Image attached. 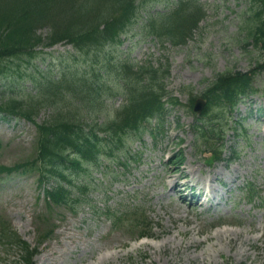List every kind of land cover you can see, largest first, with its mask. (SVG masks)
Segmentation results:
<instances>
[{
  "label": "rangeland",
  "instance_id": "rangeland-1",
  "mask_svg": "<svg viewBox=\"0 0 264 264\" xmlns=\"http://www.w3.org/2000/svg\"><path fill=\"white\" fill-rule=\"evenodd\" d=\"M174 1L179 0H158L147 11L164 10ZM198 2L206 16L187 45L163 47L135 25L121 46L104 49L113 61L130 60L136 64L168 59L169 89L184 107L171 111L165 127L157 126L164 135L144 133L140 139L125 141L123 148H130L132 156L126 169L112 160L120 150L111 158L107 155L100 167H86L88 205L49 206L33 171L0 180V218L10 221L33 247L41 245L34 264H264V204L250 203L242 191L251 182L264 196V73L255 80L261 93L242 101L233 115L230 124L237 122L240 135L230 131L226 137L224 162L206 164L204 151H198L191 129L196 115L188 107L189 99L204 93L217 74L227 70L248 72L261 60L262 53L252 43L247 44L241 28L252 0ZM85 57L69 44L60 43L41 50L34 62L16 58L4 61L0 101L6 95L33 88L27 78H20L21 74L57 76L80 70ZM85 71L90 74L91 68ZM101 80L107 84L116 82L112 72ZM115 92L105 103L110 114L123 104V96ZM50 114L49 109H44L37 121L48 120ZM110 114L104 111L99 124ZM91 123L92 120L86 122ZM37 138L34 124L22 119H0V165L34 162ZM174 153L184 158L178 171L168 163ZM167 172L177 177L182 189L187 184L186 189L174 190V179L164 176ZM66 185L74 198L73 185ZM139 202L159 223L155 238L136 239L139 232L127 220L120 230L113 229L111 221L92 208L105 212V207L120 210ZM48 232H54L53 236ZM1 254L6 256H0V264L21 262L20 252L13 247L3 249Z\"/></svg>",
  "mask_w": 264,
  "mask_h": 264
},
{
  "label": "trees",
  "instance_id": "trees-1",
  "mask_svg": "<svg viewBox=\"0 0 264 264\" xmlns=\"http://www.w3.org/2000/svg\"><path fill=\"white\" fill-rule=\"evenodd\" d=\"M151 2L155 3L153 0H0V76L5 70L4 61L16 58L34 62L41 52L39 48L58 43H69L86 56L82 69L69 70L57 77L48 74L22 77L21 74L20 78H27L33 88L6 95L0 101L1 119H27L38 129L35 161L13 167L0 165V178L37 172L41 186L51 180L55 182L45 190L49 206L65 204L74 208L72 203L78 198L76 195L72 198V189H67L65 182L72 178L85 184V164L97 165L100 158L121 147L129 132L139 134L152 119L164 122L167 104L180 103L166 90L170 75L167 60L159 62V67L150 61L136 66L126 61L115 65V78L120 81L118 87L124 92L127 105L105 118L103 124H99V119L104 111L110 114L105 101L114 95L117 87L102 81L95 66H91L108 64L111 68L103 50L121 44L124 34L139 24ZM251 6L241 28L246 33L247 44L252 43L262 58L249 72L227 70L218 74L204 94L207 105L200 119L202 124L194 126L199 145L209 147L214 155H221L224 150L227 116L243 97L259 92L254 83L264 72V0H252ZM205 15V8L197 0H179L167 11L150 14L142 23L143 33L163 44L169 41L175 46L187 44ZM89 66L90 74L85 71ZM44 109H49L51 114L48 120L39 123L36 117ZM87 120L92 123L86 124ZM125 153L121 154L125 156ZM85 188L77 187L79 195ZM106 214L113 226L127 220L131 227H136L139 236H153L152 220L141 206L133 205L123 211L109 209ZM0 233V247L9 238L8 248L14 246L20 252L22 263L34 264L38 248L18 237L10 224L4 225Z\"/></svg>",
  "mask_w": 264,
  "mask_h": 264
},
{
  "label": "bare ground",
  "instance_id": "bare-ground-1",
  "mask_svg": "<svg viewBox=\"0 0 264 264\" xmlns=\"http://www.w3.org/2000/svg\"><path fill=\"white\" fill-rule=\"evenodd\" d=\"M165 178L167 179H174L173 180V189H179V191H182L184 189H182L179 185V181L177 180V177L174 178L173 173L172 172H167L164 174ZM182 177H184V174L181 175ZM187 185H184V187H186ZM201 204V203H200Z\"/></svg>",
  "mask_w": 264,
  "mask_h": 264
},
{
  "label": "water",
  "instance_id": "water-1",
  "mask_svg": "<svg viewBox=\"0 0 264 264\" xmlns=\"http://www.w3.org/2000/svg\"><path fill=\"white\" fill-rule=\"evenodd\" d=\"M204 104H205V103H204L203 100H199V101L197 102L196 110L201 112V110H202L203 107H204Z\"/></svg>",
  "mask_w": 264,
  "mask_h": 264
}]
</instances>
